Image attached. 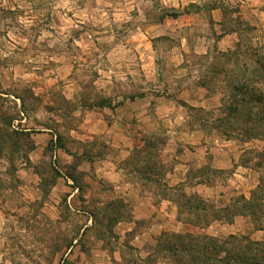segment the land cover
I'll return each mask as SVG.
<instances>
[{"label":"rangeland","instance_id":"374dc122","mask_svg":"<svg viewBox=\"0 0 264 264\" xmlns=\"http://www.w3.org/2000/svg\"><path fill=\"white\" fill-rule=\"evenodd\" d=\"M261 67L256 0H0V264H128L163 234L264 248L249 217L179 216L128 163L147 150L162 185L216 211L256 191L263 223L264 140L247 133L264 124L229 118L251 90L264 120ZM88 123L114 134L88 139ZM15 131L31 132L27 147L4 144Z\"/></svg>","mask_w":264,"mask_h":264},{"label":"trees","instance_id":"16d2710c","mask_svg":"<svg viewBox=\"0 0 264 264\" xmlns=\"http://www.w3.org/2000/svg\"><path fill=\"white\" fill-rule=\"evenodd\" d=\"M253 76L264 80V67L255 70ZM241 89L242 88L239 87V89L235 90V93H239ZM243 91L245 92V90ZM246 92V97L243 99L246 100L244 101V105H242L241 108H237V106L230 107L229 118L233 119L240 115H243V117L245 116L247 119L255 117L259 121V124L263 125L264 120L261 116L263 110L260 106L262 100L261 95H259L258 91L246 90ZM11 124L12 121L10 122V125ZM30 134V131L5 132L4 144L15 147H19V145L22 144L27 147V139L30 138ZM247 134L248 139L264 140V128L259 129V132H254V134H250V132ZM57 139L60 140V137L57 136ZM149 146H151V144ZM33 150H35V145L31 148V151ZM138 151V155L133 157L132 162H128L133 168L134 173L140 176V180L146 185H149L150 183L158 185V188L163 190L166 199L170 198L171 201L176 202L179 209V216H190L197 221L198 224L205 226H210L212 223L222 220L230 222L237 216L249 217L260 231H264V222L262 223V219L257 217L256 214L257 210L263 207V203H257L260 198H258L256 191L253 192L250 201L243 198V204L241 205L237 202L234 206H229L216 211L205 201L200 200L199 198L188 197L185 193H180V187L178 189H170L168 186L162 185L161 179L164 176V170L161 165L158 162L151 160L149 157L150 153H147V150ZM69 177L75 185L79 183L78 178L73 174L69 175ZM155 177H157L159 181L155 180ZM262 187H260V189ZM173 193H175L174 198L170 197ZM115 207V211L122 209L121 205H116ZM119 222L120 219L117 218L114 223L116 224ZM112 223L113 220H110V223L106 227L107 231L110 233L112 232ZM235 243H238V240L233 236L230 240L224 243V246ZM254 246L256 245L248 243L236 250H228L227 248L221 250L218 244L215 243L214 239L210 237L200 238L190 234H163L158 240L156 249L146 260L141 259L136 261L131 259L128 261V264H159L161 260L163 262L169 261L171 264H264V248L258 250L255 249ZM212 252L216 255L224 253L225 257H214Z\"/></svg>","mask_w":264,"mask_h":264},{"label":"crops","instance_id":"0c3cea01","mask_svg":"<svg viewBox=\"0 0 264 264\" xmlns=\"http://www.w3.org/2000/svg\"><path fill=\"white\" fill-rule=\"evenodd\" d=\"M256 1L258 3L259 2L264 3V0H256ZM216 11H218V10L216 9ZM225 38H224V40H225ZM83 126H84L83 130L86 131V134H88V139H93L94 137L100 136L101 134L112 137V134H114V131L112 130V128L110 129L109 127L104 128L103 131L100 133L99 131L94 129V126H92L91 123H88V125H83ZM118 137L120 139H123L124 142H126L125 143L126 148H131L130 150H132V142L130 141V139L127 136H125L124 134H118ZM130 150L122 149V152L127 153V155L129 156L131 153Z\"/></svg>","mask_w":264,"mask_h":264}]
</instances>
